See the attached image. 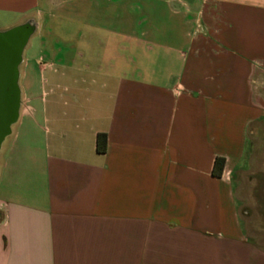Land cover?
Wrapping results in <instances>:
<instances>
[{
	"label": "crops",
	"instance_id": "0c3cea01",
	"mask_svg": "<svg viewBox=\"0 0 264 264\" xmlns=\"http://www.w3.org/2000/svg\"><path fill=\"white\" fill-rule=\"evenodd\" d=\"M0 15L33 27L0 147V264H264L240 196L264 143V0Z\"/></svg>",
	"mask_w": 264,
	"mask_h": 264
},
{
	"label": "water",
	"instance_id": "95a60500",
	"mask_svg": "<svg viewBox=\"0 0 264 264\" xmlns=\"http://www.w3.org/2000/svg\"><path fill=\"white\" fill-rule=\"evenodd\" d=\"M32 31V25L25 23L0 32V147L18 118L19 66L23 49ZM18 32L22 33L21 37L18 36L13 41V35Z\"/></svg>",
	"mask_w": 264,
	"mask_h": 264
},
{
	"label": "rangeland",
	"instance_id": "374dc122",
	"mask_svg": "<svg viewBox=\"0 0 264 264\" xmlns=\"http://www.w3.org/2000/svg\"><path fill=\"white\" fill-rule=\"evenodd\" d=\"M18 18L11 15H0V31L13 27L17 24ZM27 52L23 51L22 56H27ZM20 68V66H19ZM256 164L252 168L253 176L249 190L244 191L240 196L250 205L247 209L249 218V237L255 244L264 247V143H258ZM247 146L244 162L248 158ZM248 188V186H247Z\"/></svg>",
	"mask_w": 264,
	"mask_h": 264
},
{
	"label": "trees",
	"instance_id": "16d2710c",
	"mask_svg": "<svg viewBox=\"0 0 264 264\" xmlns=\"http://www.w3.org/2000/svg\"><path fill=\"white\" fill-rule=\"evenodd\" d=\"M106 136L104 134H98L96 137V149L100 154H104L106 150ZM225 160L221 157H216L213 161L211 175L219 178L222 174Z\"/></svg>",
	"mask_w": 264,
	"mask_h": 264
},
{
	"label": "flooded vegetation",
	"instance_id": "af4514ba",
	"mask_svg": "<svg viewBox=\"0 0 264 264\" xmlns=\"http://www.w3.org/2000/svg\"><path fill=\"white\" fill-rule=\"evenodd\" d=\"M14 27H16V26H14ZM11 28H13V27H10V28H8V29H5V30H1L0 32H5V31H8V30H10ZM21 32H18V33H16V34H14L13 35V41H15L16 40V38L19 36V37H21Z\"/></svg>",
	"mask_w": 264,
	"mask_h": 264
}]
</instances>
